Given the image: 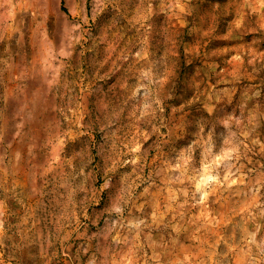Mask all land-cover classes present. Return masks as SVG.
Wrapping results in <instances>:
<instances>
[{
  "label": "rangeland",
  "instance_id": "obj_1",
  "mask_svg": "<svg viewBox=\"0 0 264 264\" xmlns=\"http://www.w3.org/2000/svg\"><path fill=\"white\" fill-rule=\"evenodd\" d=\"M0 264H264V0H0Z\"/></svg>",
  "mask_w": 264,
  "mask_h": 264
},
{
  "label": "bare ground",
  "instance_id": "obj_2",
  "mask_svg": "<svg viewBox=\"0 0 264 264\" xmlns=\"http://www.w3.org/2000/svg\"><path fill=\"white\" fill-rule=\"evenodd\" d=\"M206 174V173H205ZM205 178V177H204ZM205 180H206V178H205Z\"/></svg>",
  "mask_w": 264,
  "mask_h": 264
}]
</instances>
